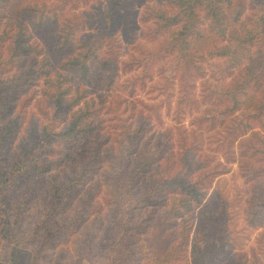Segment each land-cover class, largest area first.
Returning <instances> with one entry per match:
<instances>
[{
  "label": "rangeland",
  "instance_id": "374dc122",
  "mask_svg": "<svg viewBox=\"0 0 264 264\" xmlns=\"http://www.w3.org/2000/svg\"><path fill=\"white\" fill-rule=\"evenodd\" d=\"M39 1L46 3L44 9L49 14L64 11L75 27L84 26L86 32L95 35L88 43L99 44L102 56L112 62L106 73L111 74L107 80L113 79V84L110 90L101 92L106 94L102 100L95 97L93 129L87 134L90 147L80 149L85 137L79 134L35 149L37 160L47 163V167L41 172L23 174L7 202L0 204V231L14 215L20 220V228L26 227L50 201V181L63 186L73 176L82 174L75 183L78 190L52 219V223L61 224L69 215L80 214V224L46 245L39 252L37 263L88 264L94 255H100L99 246L106 242L120 188L115 180L120 159L144 158L151 165V178L157 177L156 180L175 174L193 179L210 172L212 176L204 180V186L214 191L218 200L219 238L235 253L239 263L264 264V159L257 154L249 159L243 157L247 162L243 168L238 163L242 149L251 152L253 143L264 141V116L252 117L254 111L248 110L220 114L224 106H230L220 91L239 71L237 61L228 66L225 57L216 51L227 38L216 35L217 46L206 48L200 58L183 66L176 52L161 49L166 33L155 30L144 0H131L133 27L119 23L111 36L103 37L100 27L104 22L93 17L108 8L109 0ZM253 1L240 0L242 17L253 12ZM2 52L8 56L7 51ZM27 68L26 59L13 65L2 64L0 77L11 78ZM32 84L13 86L0 109L3 176L12 169L23 146L31 148L34 141L44 140V126L62 130L68 123L66 113L54 106L48 88ZM255 87L263 90L264 75L259 86L253 79L245 90ZM140 123L145 126L140 137L131 141L125 136L123 125L131 128ZM94 146L98 150L96 156L90 154ZM187 156H192L195 164L185 161ZM197 163L201 165L194 166ZM38 244V236L37 243L24 244L23 264L32 250H38ZM8 245L0 233V258L8 254ZM131 247L135 250L133 258L122 264H147V231L135 232Z\"/></svg>",
  "mask_w": 264,
  "mask_h": 264
},
{
  "label": "trees",
  "instance_id": "16d2710c",
  "mask_svg": "<svg viewBox=\"0 0 264 264\" xmlns=\"http://www.w3.org/2000/svg\"><path fill=\"white\" fill-rule=\"evenodd\" d=\"M144 1L155 30L166 33L161 49L176 52L183 66L200 58L206 48L217 46L216 35L227 38L216 51L225 57L228 66L237 61L239 71L220 91L230 104L220 114L227 116L248 110L254 111L252 117L264 116V88L245 90L253 79L259 86L264 75V0H254L253 12L243 17L238 6L240 0ZM44 8L46 3L39 0H0V66L28 61L25 72L11 78L0 77V109L13 86L39 83L48 88L54 106L66 113L68 123L62 130L44 126V140L34 141L31 148L23 146L9 173L3 176L0 172V204L7 202L23 174L46 169L47 163L36 158L35 149L43 148H40L42 144L66 141L82 134L85 139L80 149L91 146L87 134L93 129L95 97L102 100L106 94L101 92H107L113 84V79L107 80L111 74L106 73L112 62L102 56L99 44L88 43L95 35L86 32L84 26L75 27L68 13L49 14ZM134 14L131 0H109L108 8L99 10L93 18L104 22L100 27L103 37L111 36L119 23L133 27ZM144 127L143 123L131 128L124 124L123 131L132 141ZM252 145L251 152L241 150L238 163L242 168L247 165L243 157L249 159L259 154L264 159V141ZM90 151L96 156L97 146ZM143 159L125 156L120 159L115 174L120 188L106 242L99 246L100 255H94L88 264H122L132 259L135 250L131 246L135 232L139 231H147V264H242L218 236V200L214 191L204 186V180L212 176L210 172L193 179L175 174L156 180L157 177L150 176L149 161ZM192 159L187 156L184 160L195 164L196 160ZM198 165L201 164L194 166ZM81 176H73L63 186L50 181V201L26 227L20 228V220L15 215L8 220L0 231L9 244L8 254L0 258V264H23L22 254L26 252L22 247L28 241L37 243V236L39 248L30 252L26 264H38L37 256L46 245L63 232L76 229L81 222L80 214L69 215L61 224L52 223V219L78 190L75 183ZM261 185L264 188V182ZM136 186L139 190L134 189Z\"/></svg>",
  "mask_w": 264,
  "mask_h": 264
}]
</instances>
